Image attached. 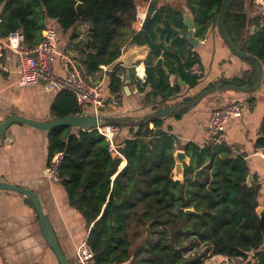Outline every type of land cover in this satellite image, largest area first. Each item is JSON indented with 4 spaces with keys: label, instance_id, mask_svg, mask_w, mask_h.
<instances>
[{
    "label": "trees",
    "instance_id": "trees-1",
    "mask_svg": "<svg viewBox=\"0 0 264 264\" xmlns=\"http://www.w3.org/2000/svg\"><path fill=\"white\" fill-rule=\"evenodd\" d=\"M223 3L186 1L196 36H202L210 23L218 28ZM166 18V28L160 29L156 25L161 16L148 14L142 29L134 33V0H0V36L19 31L27 46L41 42L48 20L57 22L63 31L80 21L88 22L90 39L80 63L87 75L112 65L128 39L148 45L145 77L143 81L138 79L137 85L140 92L149 88L144 101L154 110H160L159 104L180 92L177 83L169 84V75L180 78L188 87L197 85L201 76L190 71L197 62L196 55L183 56L187 41L181 13L169 12ZM170 23L180 27L182 34L172 30ZM247 24L244 0H232L225 15V30L243 52L264 67V15L253 19V32L245 33ZM157 33L171 38V45L179 47L177 51L157 43ZM161 53L163 59L153 64V58ZM124 72L121 65L107 71L112 94L122 93ZM255 78L252 64L251 71L230 83L252 86ZM194 98H185L182 103ZM87 112L71 93H55L51 105L54 118ZM127 129L130 137L118 147L126 159L119 172L120 159L110 154L108 141L96 128L60 125L47 133L49 162L61 153L56 175L69 203L88 223L92 222L86 243L93 252V264H202L205 257L246 258L249 251L254 254V264H264V192L259 201V186L256 181H247L250 170L243 154L233 155L223 142H186L181 149L189 157V164L184 165L180 182L171 174L176 138L162 128V119ZM261 146L264 117L254 144L255 148ZM203 245L210 251L199 257L196 247ZM190 251L193 255L187 254Z\"/></svg>",
    "mask_w": 264,
    "mask_h": 264
},
{
    "label": "crops",
    "instance_id": "crops-1",
    "mask_svg": "<svg viewBox=\"0 0 264 264\" xmlns=\"http://www.w3.org/2000/svg\"><path fill=\"white\" fill-rule=\"evenodd\" d=\"M187 0H134L135 19L131 24L132 32L142 29L144 19L149 14H159L160 21L156 27L166 28V15L171 12L188 14ZM188 10V11H187ZM244 10L248 24L245 33L253 32V19L264 15V2L256 3L254 0H244ZM169 11V12H168ZM191 15V13H190ZM193 18V16L191 15ZM193 20V19H192ZM49 25L56 34V43L60 52H67L68 44L75 46L76 59L81 63L83 54L87 51L89 43L90 25L86 21L78 22L73 28L63 31L54 20H48ZM170 28L182 34V29L172 23ZM185 27V38H186ZM193 27L194 38L198 44L193 47L186 38L187 43L182 47L183 56L188 53L196 55L200 80L194 87H188L184 82L179 83L178 77L169 75V84L177 83L180 92L158 108L183 104L185 98H194L203 89L219 84H231L239 79L246 71H251L252 64L236 56L220 37L215 23H210L202 36H196ZM156 42L177 51L178 46L171 45V38L157 33ZM148 45H138L126 41L121 46V53L116 64L130 70L131 82L127 93L122 90L120 95L112 94L108 88L109 76L107 71L114 68L102 66L101 71L85 76L100 86L103 98H115L114 106H106L104 113L124 117H141L155 111L152 105L145 103L144 92L138 91L137 80H144V59L149 53ZM163 59V54L153 58L155 64ZM130 60L127 63L126 61ZM126 62V63H124ZM6 70L0 72V122L11 115H18L34 121H48L54 117L51 114V105L55 93L48 92L41 83L30 86H19L16 83L18 77L17 62L13 54L5 55ZM59 69L58 58L56 60ZM81 68V66H80ZM141 69V72H140ZM82 70V69H81ZM83 71V70H82ZM124 81V75L121 76ZM223 81V82H222ZM239 100L243 103L241 117L228 121L220 140L233 152V155L243 154L249 166V179L256 181L259 186L258 200L264 192V160L254 155V144L259 136V128L264 117V67L263 79L260 88L252 94H239L236 92H216L205 96L193 108L180 113L162 118V128L169 129L176 138V148L186 142H194L203 145L209 142L207 119L210 111L227 101ZM166 107V108H167ZM109 111V112H108ZM150 127L153 123L149 124ZM48 131L13 122L0 139V182L25 187L34 192L42 205L60 249L71 264H78L76 248L82 241H86L92 222L88 223L84 216L68 201L64 186L47 174L48 158ZM127 127L119 128L115 137V143L119 147L129 138ZM113 156V154L110 152ZM118 157V156H113ZM118 172L125 166L126 159L120 155ZM113 178V177H112ZM214 258H223V255H213ZM206 264V259L203 260ZM0 264H59L56 256L48 246L40 224L30 200L22 193L0 188Z\"/></svg>",
    "mask_w": 264,
    "mask_h": 264
},
{
    "label": "built area",
    "instance_id": "built-area-1",
    "mask_svg": "<svg viewBox=\"0 0 264 264\" xmlns=\"http://www.w3.org/2000/svg\"><path fill=\"white\" fill-rule=\"evenodd\" d=\"M254 1L256 3L264 2V0ZM42 37L38 44L27 46L24 44L23 36L19 31L12 32L6 37L0 36V72L6 70L5 55L11 53L17 62L18 77L16 83L19 86L41 83L48 92L67 91L74 96L79 106L93 113H98L102 106L105 108L116 104L115 98H103L100 93V86L85 76L77 63L74 53L75 46L72 43L68 44L67 52H60L56 43V34L49 25H46L42 31ZM57 58L59 69L56 66ZM190 71L195 74L201 73L196 63ZM242 105L243 103L237 99L230 100L210 111L207 119L209 142L222 143L220 135L226 123L241 117ZM96 129L108 141V149L113 156L119 157L121 154L115 143L119 126L105 125ZM253 154L264 160V146L255 148ZM60 159L61 153L54 155L46 168L47 174L55 180H58L56 173ZM187 254L193 255L191 252ZM76 258L78 264H93V252L86 241L78 244Z\"/></svg>",
    "mask_w": 264,
    "mask_h": 264
},
{
    "label": "water",
    "instance_id": "water-1",
    "mask_svg": "<svg viewBox=\"0 0 264 264\" xmlns=\"http://www.w3.org/2000/svg\"><path fill=\"white\" fill-rule=\"evenodd\" d=\"M231 1L232 0H224V3L222 5V8L219 14V18H218V32H219L220 37L224 40V42L227 44V46L230 48V50H232V52L236 56L244 60H247L254 65L255 72H256V78H255V83L252 86H240L236 84H219V85L211 86L209 88L203 89L201 92H199L195 96V98L192 101L188 103L163 108L160 110H155L141 117H124V116H117V115H111V114L107 115L106 113L103 112L104 111L103 106L99 108L98 113L88 112V113H83V114H74L71 116L63 117V118H53L51 120L44 121V122L34 121L29 118H25V117L18 116V115H11L0 122V139L4 135L7 127L13 122L23 123V124L35 127L37 129L45 130V131H48L55 126H60V125L71 126L73 128L82 129V130L95 129L97 127L105 126V125H120V126L129 127V126H136L144 122H151L154 119H162V118L171 116L173 114L180 113L186 109L193 108L205 96L216 93V92H222V91L230 92L231 91V92H236L239 94L255 93L260 88L261 83H262L263 66L257 58L251 57L247 55L245 52H243L234 43V41L228 36L225 30V26H224L225 15H226V12L228 10V7ZM182 13H183V23L187 29L186 38L189 41V43L193 47H195L198 44V40L195 39L193 35L194 20H192L193 18L191 17L192 13L190 11H188V14H184L183 11ZM128 61L130 60H127L126 62L130 63ZM114 65L116 66L118 64L115 63ZM130 76H131L130 70L126 69L124 72V81H123V86H122V89L124 90L125 93L129 91L128 85L131 82ZM178 82L182 84L181 79H178ZM173 158H174V166L171 171L172 178L174 180H179L180 182H182L184 165L189 164V157L186 155L183 149L177 148L173 153ZM0 188L22 193L30 200V202L33 205V208L35 209L36 215L38 217L43 236L48 246L51 248L54 255L56 256L59 264H71L70 261L63 254L62 250L60 249V246L58 245V242L56 240V236L53 232L52 226L50 225L46 215L43 212L42 205H41V202L38 196L34 192H32L31 190L25 187L13 185V184H7V183L0 182ZM258 210L261 211L262 207L259 206ZM186 211L193 212L190 209H187ZM245 254H246L245 263L248 262L249 264H254L255 260H254L253 252L249 251V252H246Z\"/></svg>",
    "mask_w": 264,
    "mask_h": 264
},
{
    "label": "rangeland",
    "instance_id": "rangeland-1",
    "mask_svg": "<svg viewBox=\"0 0 264 264\" xmlns=\"http://www.w3.org/2000/svg\"><path fill=\"white\" fill-rule=\"evenodd\" d=\"M77 63H78L79 66L81 65L78 60H77ZM209 251L210 250L208 249V247L206 245H203L201 247L200 246L196 247V251L195 252H197L199 257H201V256H207ZM190 252L193 253L194 250H193V252L192 251H190ZM204 259H206V264H249L248 262L245 263L246 258H232V259H230L228 257L227 258L226 257L214 258L212 256H209V257H205ZM204 263L205 262H202V264H204ZM198 264H201V263H198Z\"/></svg>",
    "mask_w": 264,
    "mask_h": 264
},
{
    "label": "bare ground",
    "instance_id": "bare-ground-1",
    "mask_svg": "<svg viewBox=\"0 0 264 264\" xmlns=\"http://www.w3.org/2000/svg\"><path fill=\"white\" fill-rule=\"evenodd\" d=\"M140 72H141V69H140Z\"/></svg>",
    "mask_w": 264,
    "mask_h": 264
}]
</instances>
